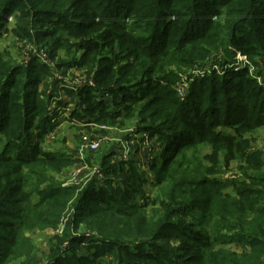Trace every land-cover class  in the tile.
Listing matches in <instances>:
<instances>
[{
	"label": "rangeland",
	"instance_id": "obj_1",
	"mask_svg": "<svg viewBox=\"0 0 264 264\" xmlns=\"http://www.w3.org/2000/svg\"><path fill=\"white\" fill-rule=\"evenodd\" d=\"M189 4L200 25L205 15L221 24L226 17V7L214 0H23L6 15L0 26V177L7 197L0 217L15 223L28 219L21 234L30 242L13 246L0 264L43 261L57 246L61 255L78 261L85 256L109 260L106 251L118 247L109 238L112 232L105 237L96 230L100 220L110 223L114 234H135L136 253L153 252L140 246L150 242L188 264H264V116L259 109L264 37L257 34L264 0H258L248 26L232 42L224 40L229 35L223 30L212 44L199 39L181 54L168 45L150 57L142 45L124 40L151 35L155 5L163 6L167 21L178 22ZM201 6L218 12L211 16ZM258 38L260 47L251 57L245 45ZM21 91L25 95L18 104ZM136 96L140 100L130 108ZM181 102L192 121L193 108L200 107L204 133L181 125ZM46 113L53 125L37 139ZM216 114L229 116L228 121L207 126ZM177 129L187 132L169 142ZM227 134L239 144L230 157L219 138ZM34 141L59 158L15 170L14 156ZM140 151L145 152L141 161ZM160 153L167 154L161 158L166 170L151 169L152 156ZM137 172L145 178L135 183ZM126 181L140 184L133 198H124L137 209V222L112 219L102 210L97 220L78 216V196L89 184L111 189L109 199L116 201ZM53 184L62 194L43 198ZM182 230L205 233L207 244ZM0 237H5L2 230ZM130 237L125 244L131 245ZM4 242L0 238V248H6ZM130 260L155 264L140 255Z\"/></svg>",
	"mask_w": 264,
	"mask_h": 264
},
{
	"label": "trees",
	"instance_id": "obj_2",
	"mask_svg": "<svg viewBox=\"0 0 264 264\" xmlns=\"http://www.w3.org/2000/svg\"><path fill=\"white\" fill-rule=\"evenodd\" d=\"M23 2V0H0V26L3 23V20L5 19L6 15L11 12V10L16 6L18 2ZM130 2L133 4V0H130ZM258 0H214V3L218 6H225L226 11H225V18H222L223 23H217L213 21V19L210 17V15H205L202 16L201 21L202 24L198 22L196 19V10L191 8V5L189 7H185L182 9L183 13V18L182 15H180V19L178 22H174L171 20L166 19V12H162L164 9L162 8L163 6L155 5V15L153 17L154 21L149 29H150V36H145L144 38H139L138 36H130L127 39H124L126 42H129L137 47L143 46V53L148 54L150 57L151 55H155L157 53H164L165 49H167L168 45H175L173 46L178 54L188 52L190 49H192V46H190L192 43H194L196 40L203 39L206 44H212L214 43V40H218L221 33H223V30H227V33L229 36L224 37L226 41L232 42L241 31L242 28L248 26L249 19L252 16L253 11L255 10V6L257 4ZM187 6V5H186ZM131 5H129L128 10H130ZM200 8H205L208 12H210L211 16L216 14L218 12V8L216 7H209V6H201ZM162 12V13H161ZM168 12V10H167ZM126 13H123V15ZM168 14V13H167ZM258 20L259 21V26L257 31L258 36H263L264 37V13L263 14H258ZM166 21V23H165ZM217 23V24H216ZM250 27V26H249ZM169 28V29H168ZM213 33V35H212ZM169 34L173 36L174 39H170L169 42ZM125 36V34H124ZM210 38H213V40L209 41ZM260 38V37H259ZM258 39L254 40L253 43H249L245 45L244 52L247 53L248 55H256L258 52V49L260 45L257 43V41H260ZM147 40V41H146ZM146 42V43H145ZM155 47V49H154ZM172 47V48H173ZM169 48V47H168ZM205 50V49H204ZM168 54V53H167ZM203 57V55H200ZM240 75V78H242V73H237ZM143 84V82H142ZM159 84V83H158ZM28 87V85H25ZM127 88V87H126ZM129 89V87L127 88ZM112 93V89H110ZM33 91L31 88L29 91L26 92H31ZM135 89H132L130 91L129 96L131 97L134 95ZM25 93L21 91L18 93V99L17 103H20V98H23ZM135 97V96H134ZM133 97V98H134ZM137 98L133 101V103L130 105L131 106L135 105L138 103L137 101L140 100V96H136ZM186 104L180 103V110L181 112L179 115L182 118L181 125L189 128L187 131L190 133L196 132V131H201V133L205 132V123H201L202 117H200L198 114L200 113V110L197 105V107H194L191 113V117L194 118V121L191 120V118L186 116V110L187 108L185 107ZM18 105H14V108L17 107ZM115 110V108H113ZM260 111L262 112L261 116H264V101L261 102L259 106ZM107 113V115H111L112 112L110 111H104ZM226 116V117H225ZM229 116L224 115L223 117H219L218 114L214 115L213 120L208 121L207 126L211 125L210 122L215 121V124H225L224 121H228ZM27 120H32V118L27 119ZM42 122L38 123L40 126H43L41 129H39L36 132V137L41 138L48 130L51 125H53L50 120V116L48 113L45 114V116L42 118ZM200 122V123H199ZM49 123V125H47ZM43 124V125H41ZM234 130V129H233ZM183 129H177L172 133L169 137V142H173L174 138L177 136L184 135L185 132H187ZM154 132H149V136H153ZM188 134L186 135V137ZM234 135L227 134V135H220V141L223 143L224 150L229 152L227 155L230 157L231 154L235 151L238 150L239 144L238 142L235 141ZM184 143V142H182ZM179 143L178 145H180ZM9 150H12V148L9 147ZM28 150V152H27ZM160 157H155L154 155L152 156L151 162H150V168L156 170H161L162 168H165L167 166L164 161L161 160V158L166 157L167 154L162 156V153L158 154ZM59 158L58 155L53 156V153L47 152L42 150V148L39 145V142L34 141V143L29 146L25 147L24 149L21 148L19 149L16 155L14 156V161H16L15 165V170H18L20 167L28 166L30 165L33 161L35 163L33 165H36V163H43V162H50L53 158ZM160 158V160L158 159ZM10 157H5L2 158L4 161H8ZM123 163V162H122ZM124 166V165H123ZM121 165V169L119 171L123 172V167ZM166 170V168H165ZM107 172V171H106ZM142 175L140 172H137L135 177H134V182L136 183V180L139 179V181H142L143 178H141ZM2 178L0 177V205L2 204L3 201L6 200L5 196V191H2V183H1ZM129 183L126 181L125 187L121 190V196L118 197V199L114 198L116 201H110V197L114 196V193L111 189L104 187L100 185V188L98 185L95 184H89L83 192L78 196L77 199V205L80 206L81 210L79 213V217L85 219L86 221L88 220H97L99 218V212L100 210L104 211V214H110L112 216V219H115L113 216H117L121 219H123L126 222L134 223L137 222L139 213H136V210H134L132 203H128V199L126 200L127 203H125L124 198H133L134 195V190H136L138 186L135 185V183ZM141 183V182H139ZM51 188V191H47L46 193L43 194V198H49L52 195L55 194H62L60 193V187L58 185L49 187ZM95 197L97 199L95 200ZM94 203L95 207L93 209H88L86 205ZM97 209V210H96ZM28 221V219H21L18 223H15V221H10L7 219H1L0 217V230L5 232V237H0L2 240L5 242V249L0 248V250H3L2 253H0V262L6 258L10 257V254L12 252V247L16 245H26L30 241L27 237L24 236V234H21L22 228L24 227L25 222ZM102 223L100 226L96 227V230L99 231L103 236L107 235L106 233L112 232L109 238H113L114 244L117 245L118 249H110L108 252V257H106V261H101L100 259L94 258V261H90L89 257L85 256L82 257L81 261H78L76 257L70 255L67 253V256L61 255L59 247H55L51 250L49 255L46 256V259L43 261H40L39 259L33 258V261H30L26 264H130L133 256L140 255L144 258H149L151 261H154L155 264H188L183 261H181L179 256L174 253L171 249L169 248H163L154 245L153 243L150 242H143L140 244V246H143V249L146 248V246L153 248V252H150L149 254H144V253H136L133 250V245L134 241L138 242V240H133L136 239L134 235L131 234H126V235H119V234H114L115 229L111 230L108 229L107 226L111 225L110 223H107L103 220H100ZM88 224V223H87ZM100 224V223H99ZM95 224L89 225V228H95ZM133 226L132 224H130ZM153 228L152 225H150V229ZM136 234H139L138 230L135 231ZM187 231L183 230L181 231L182 234H185L186 236H189L192 239H197L200 244L204 245L207 244L208 238H206L205 233H194V235L186 234ZM112 236V237H111ZM130 237L131 239V245H127L124 242L126 241V237ZM141 236H149V235H141ZM69 237V236H68ZM106 237V236H105ZM6 238V239H4ZM127 245V246H126ZM2 246V245H0ZM130 246V247H129ZM99 252L101 251L100 248L97 249ZM105 252V253H106ZM143 252V251H142ZM64 253V252H63ZM66 253V252H65ZM115 258V262H113V259ZM200 264H204L201 262Z\"/></svg>",
	"mask_w": 264,
	"mask_h": 264
},
{
	"label": "crops",
	"instance_id": "obj_3",
	"mask_svg": "<svg viewBox=\"0 0 264 264\" xmlns=\"http://www.w3.org/2000/svg\"><path fill=\"white\" fill-rule=\"evenodd\" d=\"M145 152L140 151L136 154V158H139V160H144ZM144 171V170H143Z\"/></svg>",
	"mask_w": 264,
	"mask_h": 264
},
{
	"label": "built area",
	"instance_id": "obj_4",
	"mask_svg": "<svg viewBox=\"0 0 264 264\" xmlns=\"http://www.w3.org/2000/svg\"><path fill=\"white\" fill-rule=\"evenodd\" d=\"M93 146H94V147H96V144H95V143H93ZM127 151H129V149H126V152H127Z\"/></svg>",
	"mask_w": 264,
	"mask_h": 264
}]
</instances>
